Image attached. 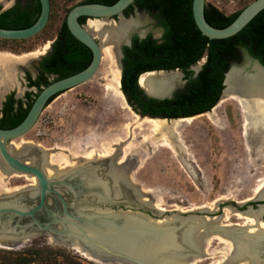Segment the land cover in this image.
Instances as JSON below:
<instances>
[{
  "label": "water",
  "instance_id": "95a60500",
  "mask_svg": "<svg viewBox=\"0 0 264 264\" xmlns=\"http://www.w3.org/2000/svg\"><path fill=\"white\" fill-rule=\"evenodd\" d=\"M134 2L135 0H117L113 4L90 2L73 6L66 18L67 25L71 33L92 51L91 63L84 70L54 80L45 86L19 125L8 129L0 128L2 172L8 175H28L37 180L36 184L29 183L16 191L0 194V246L18 248L35 236L47 234L54 243L80 248L82 252L101 260L103 264H198L208 257V247L212 238L220 237L232 247L218 264H239L237 260L240 259L236 257V253L239 252L241 243L250 245L256 254L258 264H264V239L249 244L252 242L250 237L253 235L252 229L257 228V225L222 223L225 214L221 213L218 216L203 214L213 213L208 209L187 213L159 208L147 200L146 191L132 181V163L129 160L119 162V154L114 157L83 160L77 166L64 171L52 166L58 175L51 177L44 166L49 163L51 154L48 153L49 149L31 144L26 146L24 152L15 153L11 148L16 139L23 137L35 126L43 111L55 98L91 80L98 72L103 59V43L87 29V22L93 19H106L115 24L128 21L134 17L128 18L124 12ZM40 3L41 14L32 26L22 29L0 27V37L21 40L41 33L50 19L51 2L40 0ZM206 4L207 0H193V14L202 34L210 39H225L238 34L264 10V0H254L230 25L218 28L207 20ZM140 15L137 13L136 17ZM81 17H86L85 23L80 21ZM146 17L150 22H156L149 14H146ZM157 30L161 34L165 32L163 27H158ZM134 35L145 37L147 32L143 36L138 32H130L123 42L119 43L122 73L123 47L132 43ZM25 69L27 68L21 67L22 71ZM149 72L153 73L154 80L152 85L149 84L150 87H142L140 85L142 75L139 78V85L149 98L161 100L174 98L176 92L187 82L185 74L179 68ZM172 72H180L184 78L179 88L175 86L176 81L172 78ZM24 86L27 87L25 80ZM259 88L264 91V63L244 47L241 61L232 63L225 74L221 97L227 89L235 94L251 96ZM122 93L129 106L123 90ZM52 98L54 99L51 101ZM139 116L170 121L191 118L154 117L142 114ZM250 134L248 133V136H252ZM179 155L186 156L184 152H180ZM35 156H41L44 163H39ZM182 160L186 167L193 169V159L182 157ZM92 165H102L99 173L102 178L109 179L108 185L112 189L110 199L98 200L94 193H88L89 188L78 175L79 169ZM91 190L94 192L97 189ZM83 195H87L90 201H84V205L79 209L80 204L74 199ZM244 203L245 201L238 202L236 206L230 208L243 216L256 211L251 206L242 209ZM258 206L257 210L264 220V204ZM40 215H44L43 220Z\"/></svg>",
  "mask_w": 264,
  "mask_h": 264
},
{
  "label": "rangeland",
  "instance_id": "374dc122",
  "mask_svg": "<svg viewBox=\"0 0 264 264\" xmlns=\"http://www.w3.org/2000/svg\"><path fill=\"white\" fill-rule=\"evenodd\" d=\"M84 1L86 0H51L50 19L41 33L21 40L0 37V50L6 49L5 51L15 53L26 52L42 50L49 44L46 53L33 61V70L29 69L32 75H36L39 65L37 63L50 51L53 38L57 35L70 8ZM252 1L254 0H207V4L217 7L226 15H231L245 8ZM24 2L26 3L27 0ZM14 4L15 0H0L3 10ZM138 17L147 18L145 13ZM156 25V22H150L143 25L140 30L148 29L147 34L152 33L156 38H160L161 33H158ZM153 27L156 29L154 33L152 32ZM97 39L104 43V40L99 37ZM108 65L107 60L102 59L98 72L91 80L55 98L43 111L35 126L14 142L24 147L38 144L49 149L48 153H52L50 156L52 155L56 162L54 167L59 171L68 169L67 160L80 162L85 160L84 157H87L89 153L110 156L109 153L114 149L111 154L115 155L116 147H114L113 140L124 137L123 132L127 131L126 127L132 121V115L135 113L139 116L140 112L136 111L131 104L123 108L118 102L110 103L104 97L103 72ZM21 67L23 66H20V69ZM26 68L23 70L25 81L26 72L29 71L28 67ZM53 79L54 76L51 77V80ZM182 84L183 79L177 88ZM28 92H32L30 97L27 95ZM11 93L22 99L26 105L31 98L37 96L39 89L27 86L20 95L15 88L6 91L0 88V114L2 103ZM215 117L218 121L216 123L204 116L192 124H183L180 131L184 150L162 146L156 149L150 146H140L129 149L123 156L119 154V157H122V162L129 160L132 163V181L138 183L146 191L147 200L152 201L159 208L187 213L208 209L213 213L203 214L214 216L225 214L222 223L244 225L247 220L239 218L237 216L239 214L233 212L230 207L245 201L242 209L251 206L259 211L257 210L258 205L264 204V163L260 162L261 164L258 165L254 162L257 152L256 144L250 136L249 145L253 148L251 150L248 148L247 136L243 133V117L233 102L227 101L218 107ZM92 141L96 145H91ZM137 143L139 141L135 140L132 145L137 146ZM180 152H184L186 156L179 155ZM182 157L194 160L192 170L185 166ZM44 166L47 169L48 165L44 164ZM29 183L19 174H4L0 169V194L7 193V189ZM250 199L252 200L249 201ZM33 245L58 251L60 260L72 257L79 264H103L78 248L54 243L47 234L35 236L18 248L0 246V257L3 251H23ZM231 247V244L220 237L212 238L208 247V257L198 264H218L224 258L225 253L230 252Z\"/></svg>",
  "mask_w": 264,
  "mask_h": 264
},
{
  "label": "trees",
  "instance_id": "16d2710c",
  "mask_svg": "<svg viewBox=\"0 0 264 264\" xmlns=\"http://www.w3.org/2000/svg\"><path fill=\"white\" fill-rule=\"evenodd\" d=\"M116 1L86 0L82 3L113 4ZM135 8L148 12L165 28L161 39L152 34L145 38L136 35L130 45L123 47L122 90L128 102L136 111L141 108L140 114L144 116L178 118L211 111L220 101L226 72L232 63L241 61L244 47L264 63V10L238 34L225 39H210L202 34L195 22L193 0H135L125 10V15L133 14ZM41 10L40 0H27L26 3L24 0H15V4L6 10L0 5V27H30L39 18ZM242 10L226 15L217 7L206 4L205 15L210 24L223 28L230 25ZM80 21L85 23L86 17H81ZM30 51L33 50L26 52ZM92 57V51L71 33L65 19L53 38L50 51L40 62L38 76L33 78L27 71L29 86L37 87L40 93L52 81L84 70ZM204 58L205 63L195 77L190 67ZM177 68L185 73L187 82L174 98H149L139 85L140 76L147 71ZM27 95L30 97L32 92ZM36 97L25 105L22 99H17L13 93L9 94L1 110L0 128L19 125ZM58 255V251L33 245L23 251H3L0 264H79L72 257L60 260Z\"/></svg>",
  "mask_w": 264,
  "mask_h": 264
},
{
  "label": "bare ground",
  "instance_id": "6f19581e",
  "mask_svg": "<svg viewBox=\"0 0 264 264\" xmlns=\"http://www.w3.org/2000/svg\"><path fill=\"white\" fill-rule=\"evenodd\" d=\"M149 23V18L142 19L140 17H135L124 22L122 21L118 24H115L113 21L106 19H93L87 22V29L96 37H99L101 40H104V43L102 44L103 59H106L109 64L108 68L105 69V71L103 72V79L105 80V84L103 85L105 90L104 97H106L110 101V103L118 102L121 107H128L121 90L122 69L120 65L121 52L119 49V43L123 42L124 38L130 32L137 31L139 34L143 35L144 32H146L148 29H145L144 31L140 29L143 27V25ZM153 32H156V29H153ZM158 33L160 34V31ZM48 48L49 44H47L42 50L39 49L30 52H24V54L22 55H18L17 53L11 51L0 50V88L3 91L15 88L18 90V94L22 95L26 87L24 86L23 71L20 69V66H26L28 67V69L33 70V61L37 60L38 58H40L41 55L45 54ZM152 76V72L143 74L140 80V85L144 88L150 87V85H152L154 81ZM172 78H174L176 81V87L181 84L182 79L184 80L180 72H172ZM112 99L114 101H112ZM227 101L233 102V104H235L236 107L241 111L243 117V133L245 134V136H247L248 148L250 150L253 147H250L249 145L250 136H248V133L250 134L251 132L252 134L251 137L253 138V142L256 144L255 148L257 149V152L255 154L256 160L254 162H257L258 165L261 164L260 162L264 163V91L262 88L257 89V91L255 93H252L251 96L235 94L233 92H230L229 89H227L224 92L223 96L220 98L218 104H216V106L211 111L202 113L191 118L170 121L148 117L141 118L134 113L132 115V121L127 124V131H122L124 133V137L113 140L114 147H116L115 155L112 156L111 152L113 153L114 151V149H112V151L109 153L110 156L104 154L100 155L96 153H89L88 156L84 158L85 160H92L97 159L99 157L103 158L105 156L114 157L118 154L123 156V154L127 153L129 149L131 150L134 148H139L140 146H150L152 147V149H156L158 146H162L168 147L170 149L181 148L184 150V145L181 141L180 131L183 124H192L198 118L204 116L214 123L218 122L215 117V111L218 107L222 106ZM135 140L139 141V143H137V146L132 145V142H134ZM91 145L94 146L96 145V143L92 141ZM11 148L15 153H22L26 150V147L15 142L11 144ZM119 151L121 153H118ZM34 158L38 159L39 163H44V159H42L41 156H35ZM121 158L119 157V162L123 163ZM48 160V167H54V164H56V162L52 158V155ZM78 163L80 162H71L70 160H67L66 166H68V168H73L77 166ZM100 166L102 165H92L84 169H79L77 173L78 175H80L87 188H89L88 193H94L98 200H107L112 197V189L108 185V177L102 178L101 174L99 173ZM48 167L46 171L49 176L52 175L51 177H53L54 168L49 169ZM54 173V177H56L58 175L56 170L54 171ZM19 176L32 184L37 183L35 177L20 174ZM22 186L23 185L15 186L13 188L7 189L6 192L10 193L16 191L22 188ZM95 188L97 190L93 192L91 189ZM74 201L80 204L79 209H81L84 205V201L89 202L90 198H88L87 195H83L81 197L77 196ZM260 215L261 214L259 213V211H255L252 214L246 216H243L242 214L237 215L239 218H245L247 220L246 224H255V226H258L257 228L252 229L253 235H250V237L252 238V240H250L252 242H249V244H254L258 242V240H262L261 238L264 239V220L261 219ZM6 242L10 243L8 241ZM239 248V252L237 251L236 253V257H239L240 259L237 260L239 261V264H258L256 254L251 250L250 245L246 243H241ZM85 254L87 253L85 252ZM90 257L98 262H101V260L93 258L92 256Z\"/></svg>",
  "mask_w": 264,
  "mask_h": 264
},
{
  "label": "flooded vegetation",
  "instance_id": "af4514ba",
  "mask_svg": "<svg viewBox=\"0 0 264 264\" xmlns=\"http://www.w3.org/2000/svg\"><path fill=\"white\" fill-rule=\"evenodd\" d=\"M137 13H140V14H142V13H145V14H149L148 12H146V11H140L138 8H135L134 9V13L133 14H131V15H129V16H126L125 15V13H124V15L126 16V17H136L137 16ZM150 15V14H149ZM151 16V15H150ZM152 18H154L153 16H151ZM155 19V18H154ZM156 20V19H155ZM156 23H157V25L155 26L156 28H158V27H163V26H160L159 24H158V22H157V20H156ZM155 27H153V29H155ZM164 28V27H163ZM164 30H165V28H164ZM153 32V31H152ZM154 33V32H153ZM165 33V32H164ZM164 33L163 34H161V36H160V38H157V39H161L162 37H163V35H164ZM150 34H152V33H150ZM149 34H147L145 37H147ZM153 35V34H152ZM134 36H136V35H134ZM133 36V37H134ZM154 36V35H153ZM140 37V36H139ZM145 37H140V38H145ZM155 37V36H154ZM156 38V37H155ZM133 39V38H132ZM125 46V45H124ZM123 56H124V52H123ZM43 59V58H42ZM42 59L40 60V62L42 61ZM122 59H123V57H122ZM120 60H121V58H120ZM40 62H39V65H38V67H37V73H36V75H32V71H30L29 69V71L28 72H30L31 73V75L33 76V78H36L37 76H38V74H39V71H40ZM204 63H205V58L204 59H202L201 61H199V62H197L195 65H193V66H191L190 67V70H192L193 72H194V76L196 77L198 74H199V72L201 71V69H202V67H203V65H204ZM121 65V64H120ZM123 65V64H122ZM149 71H147V73H148ZM183 72V71H182ZM184 73V72H183ZM198 73V74H197ZM144 74H146V72L144 73ZM185 74V73H184ZM26 75H27V72H26ZM143 75V74H142ZM184 78H185V76H184ZM25 79H26V82H27V86L29 87V82H28V79H27V77H25ZM186 79V78H185ZM121 88H122V86H121ZM9 95V94H8ZM7 95V96H8ZM7 96H6V98H5V100L4 101H6V99H7ZM15 97L17 98V99H20V98H18L16 95H15ZM4 103V102H3ZM3 103H2V107H3ZM140 110H141V108H139V112H140ZM202 114V113H201ZM197 115H200V114H197ZM197 115H192V116H185V117H194V116H197ZM179 118V117H178ZM40 218L43 220L44 219V215H40Z\"/></svg>",
  "mask_w": 264,
  "mask_h": 264
}]
</instances>
